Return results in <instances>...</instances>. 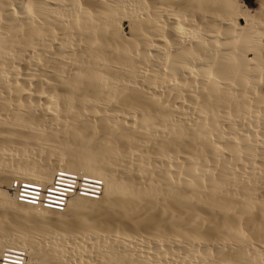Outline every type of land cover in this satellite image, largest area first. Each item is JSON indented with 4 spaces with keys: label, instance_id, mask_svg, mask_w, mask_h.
Listing matches in <instances>:
<instances>
[{
    "label": "bare ground",
    "instance_id": "6f19581e",
    "mask_svg": "<svg viewBox=\"0 0 264 264\" xmlns=\"http://www.w3.org/2000/svg\"><path fill=\"white\" fill-rule=\"evenodd\" d=\"M0 0V251L25 264H264V0ZM100 180L62 212L15 179Z\"/></svg>",
    "mask_w": 264,
    "mask_h": 264
},
{
    "label": "built area",
    "instance_id": "2783aa9c",
    "mask_svg": "<svg viewBox=\"0 0 264 264\" xmlns=\"http://www.w3.org/2000/svg\"><path fill=\"white\" fill-rule=\"evenodd\" d=\"M19 204L62 212L71 196L97 199L102 191L100 180L88 176L58 171L48 184L15 179L7 187ZM26 255L20 249L0 251V264H25Z\"/></svg>",
    "mask_w": 264,
    "mask_h": 264
},
{
    "label": "rangeland",
    "instance_id": "374dc122",
    "mask_svg": "<svg viewBox=\"0 0 264 264\" xmlns=\"http://www.w3.org/2000/svg\"><path fill=\"white\" fill-rule=\"evenodd\" d=\"M249 8L255 7V0H241Z\"/></svg>",
    "mask_w": 264,
    "mask_h": 264
}]
</instances>
